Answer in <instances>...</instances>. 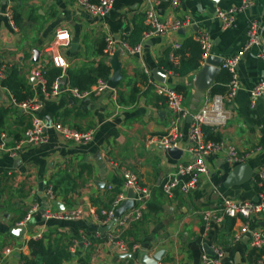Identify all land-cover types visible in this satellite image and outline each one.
<instances>
[{"label": "crops", "instance_id": "1", "mask_svg": "<svg viewBox=\"0 0 264 264\" xmlns=\"http://www.w3.org/2000/svg\"><path fill=\"white\" fill-rule=\"evenodd\" d=\"M158 1L156 11L161 21L190 16L195 24L185 29V35L173 32L145 38L149 0H115L111 12L102 18L65 0H0V59L8 66V77L16 71L33 98L43 103L38 117L74 130L94 131L93 140L81 145L65 140L49 127L48 142L44 144L27 145L17 156L0 150V263L23 264L22 257H30L32 253L29 241L42 240L47 248L64 256L62 264H143L140 255L151 258L160 251L165 254L158 264H202V255L207 253L205 246L213 254V248L224 251L222 264H257L259 254L251 247L250 236L245 235L239 242L234 240L241 222L224 215L221 204L224 198L256 201L260 192L256 176L264 165V96L251 107V91L264 81V0H255L250 9L238 12L234 25L228 29L223 28L217 9L240 7L243 0H184L179 11H173L171 0ZM253 23L260 45L246 50ZM61 30H67L71 36L69 47L61 50L70 64L61 79L64 86L77 88L72 86L73 75L94 78L102 64L111 68L109 78L112 77V57L104 54L108 37L118 44L123 41L132 46L143 44V49L134 55L119 49L123 79L117 88L84 99L66 90L53 96L44 92L32 70H46L47 83L52 72H60L57 78L62 76L47 52ZM198 33L209 35L211 54L223 60L243 52L237 67L239 89L224 104L225 124L205 126L218 140L248 154L243 163L253 170V176L242 185L226 187L227 177L235 166L221 153L208 159L210 176L202 177L198 189L168 198L162 191V182L180 162L188 159V154L183 153L179 160L170 157L158 138L165 136L173 122L178 121L183 132L179 150H187L189 122L176 120L150 81L159 82L153 74L159 69L166 75V85L184 88L183 107L191 116L196 115L213 97L209 92L202 98L195 96L194 78L206 62L186 76L178 75L171 67L179 66L182 60L174 46H183L190 38L195 40ZM34 50L40 51L38 62L33 61ZM172 53L175 60L170 58ZM12 96L8 88L0 85V108L6 111L2 135L9 148L32 125V115L17 108ZM127 172L139 177L141 186L150 191V198L142 219L123 231L130 246L138 248L123 254L108 242V231L101 234L100 229L108 226L102 211L124 190ZM98 182L105 185L98 186ZM50 187L55 190L52 200L47 197ZM35 204L40 205L39 212L24 227H19ZM43 208L51 214L80 210L83 216L76 220L49 218L41 212ZM205 211L216 216L210 227L203 221ZM262 221L264 215L255 216L250 227L264 230L259 224ZM15 228L24 232L18 236ZM9 248L11 252L6 254Z\"/></svg>", "mask_w": 264, "mask_h": 264}, {"label": "built area", "instance_id": "2", "mask_svg": "<svg viewBox=\"0 0 264 264\" xmlns=\"http://www.w3.org/2000/svg\"><path fill=\"white\" fill-rule=\"evenodd\" d=\"M78 6L82 10L88 12L94 17H105L113 9L115 0H65ZM150 5L146 11V22L148 30L145 33V38L154 36H164L170 33L179 32L182 29L192 27L195 22L190 16L184 19H176L168 22L160 20L156 6L159 4L158 0H149ZM184 0H171V7L173 11H179L183 5ZM255 3V0H243V4L240 7L230 10L217 9V16L220 18L223 28L228 29L235 23V16L238 12L250 9ZM249 41L246 46V50L252 46H259L260 40L256 34V23H253L248 31ZM195 40L200 44L203 52V63L207 61L211 55L212 42L208 34L198 33ZM71 36L67 30L59 31L52 42L47 48V52L50 54V60L53 67L62 71V76L57 78L52 86L51 90H47V71L36 68L32 70V75L38 79L43 87L44 92L49 95H59L62 91H70L76 98L84 99L91 95H99L108 90V80L99 79L96 84L89 90H80L71 86H64L61 83L63 74L70 68V64L62 54L61 50L67 48L70 45ZM106 46L104 54L111 58L119 49L123 50L127 54H139L143 49V44L132 46L126 41L118 42L108 37L105 40ZM181 48L180 44L174 46L175 50ZM243 56V52H240L237 56L223 60L221 68L228 69L232 74V80L229 84V91L225 95H216L209 98L203 105L201 110L194 116H191L187 110L183 107L184 96L178 92L176 88L166 85L165 83L156 82L151 80L150 84L154 87V91L160 96L168 109L175 114L176 120L187 121L191 116L192 119L189 122L188 139L190 141L187 150H182L183 153L188 154V159L178 164L176 170L168 174L162 182V191L168 198H174L179 192L182 194H188L198 189L202 182L203 176H210L208 167V159L218 154H225L226 161L232 166L242 164L245 158L248 156L246 153H240L238 149L232 144H226L221 140L208 139L203 127L205 125L218 126L225 124L227 117L224 111L225 102H230L237 94L239 89V80L237 67L240 59ZM171 60H175V55L170 54ZM8 77V66L0 59V85ZM264 96V81H260L251 91V107H255L256 101ZM12 103L22 109L24 112H28L32 115V125L23 134L21 139H18L15 146L9 148L6 141V137L2 135L0 142V150H7L12 156H17L25 146L27 145H39L48 142L47 129L53 127L65 140L71 141L77 144L85 145L93 140L94 131H78L74 130L60 122L51 124L38 117L37 112L43 107V103L35 98H31L22 102H17L12 96ZM178 121H174L171 130L162 137L158 138V143L161 148L168 152L170 149H180V141L183 138V132H181L177 125ZM257 181L260 188L258 199L256 201H236L229 198H224L221 204V210L224 215L230 218L240 220L241 225L234 233V240L239 242L245 235L250 236V245L259 254L257 264H264V230L252 229L250 227L251 219L255 216L264 215V165H262L257 172ZM110 190L112 186L108 187ZM132 190L135 193L134 206L126 211L120 219H116L115 212L120 205L127 200V192ZM47 197L54 199L55 192L53 187H50L47 191ZM150 198V191L141 186L139 183V177L133 172H127V179L124 185V190L119 192L111 203V206L102 211L104 217V223L110 225L114 222L112 228L113 232L108 231L107 240L118 251L123 254L136 250L137 246H130V244L123 237V231L131 224L138 222L142 219L144 208L148 199ZM40 205L35 204L26 214L25 218L18 224L19 227H24L27 222L32 219L34 213L39 212ZM44 216L49 218H55L60 220H76L83 216V212L80 210L71 212H61L58 214H51L45 212ZM203 221L207 227L213 219L216 218L212 211H205L202 214ZM111 228V229H112ZM11 249L5 251L6 254H10ZM214 254L204 253L202 255V264H222V260L225 257V253L221 248H213ZM3 264V263H0Z\"/></svg>", "mask_w": 264, "mask_h": 264}, {"label": "trees", "instance_id": "3", "mask_svg": "<svg viewBox=\"0 0 264 264\" xmlns=\"http://www.w3.org/2000/svg\"><path fill=\"white\" fill-rule=\"evenodd\" d=\"M182 56V60L179 66L171 67L172 70L180 76H186L194 71L199 70L203 64V52L200 44L190 38L181 46L178 52ZM189 55L188 59H185ZM111 73V68L106 65H100L96 70V76L86 77L73 75L71 78L72 86L79 88L80 90H88V88L97 82L98 79L108 80ZM52 77L47 83V90H51L53 82L57 79L60 72H52ZM232 80V74L228 69L223 68L221 77L218 84H214L209 90L211 96L225 95L229 91V84ZM4 87L8 88L12 93L13 97L17 102H22L33 98V93L24 84L23 80L18 76L17 72L14 71L4 82ZM177 91L183 93L184 88L179 87ZM6 111L0 108V142L1 135L4 132ZM203 131L205 132L208 139L218 140L209 129L204 126ZM55 192V190H54ZM29 247L31 249V256L22 257L23 264H62L64 256L57 251L47 248L42 240H30Z\"/></svg>", "mask_w": 264, "mask_h": 264}, {"label": "water", "instance_id": "4", "mask_svg": "<svg viewBox=\"0 0 264 264\" xmlns=\"http://www.w3.org/2000/svg\"><path fill=\"white\" fill-rule=\"evenodd\" d=\"M216 2L217 0H213ZM181 35H185V30L182 29L179 31ZM74 48V47H73ZM120 50H118L111 58V66L113 68V75L108 80V87L110 89H115L120 84V82L123 79L122 75V64L119 61L120 56ZM40 56L39 50H34V62H38ZM223 63V58L217 55L211 54L209 58L207 59L205 65L201 68V70L195 75L194 78V88H195V96L197 98H202L205 96L207 92L212 88V86L215 84V82L218 79V75L221 71V65ZM154 77L157 81L164 83L166 79V75L161 72L159 69H156L154 72ZM163 115V114H162ZM192 117L190 116L188 118V122H190ZM168 155L176 160H179L183 156V151L179 149H170L168 150ZM253 176V170L249 167L248 164L243 163L236 165L231 172L229 173L227 180L225 182L226 187H233L237 185H242L252 179ZM98 186H104L105 184L103 182H98ZM127 200L124 201L120 207L115 212L116 219H120L121 216L128 210H130L134 206V198L135 193L132 190H128L127 192ZM55 204L58 206V204L55 202ZM165 209H169V207H165ZM42 213L46 212V209L43 208ZM114 222H112L110 225L103 227L100 229V233L103 234L106 231H109ZM261 227L264 228V221L259 223ZM13 231L16 233V235H20L24 232V229L15 228ZM205 251L207 253H210L213 255L212 251L209 249L208 246L204 247ZM165 252L160 251L157 254H155L153 257L149 258L147 255H140L139 260L143 264H158L164 256ZM130 256V255H127Z\"/></svg>", "mask_w": 264, "mask_h": 264}]
</instances>
